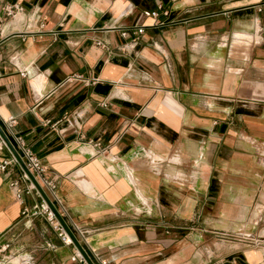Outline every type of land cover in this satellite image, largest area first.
<instances>
[{
  "label": "crops",
  "instance_id": "obj_1",
  "mask_svg": "<svg viewBox=\"0 0 264 264\" xmlns=\"http://www.w3.org/2000/svg\"><path fill=\"white\" fill-rule=\"evenodd\" d=\"M0 127V264H264V0H0Z\"/></svg>",
  "mask_w": 264,
  "mask_h": 264
},
{
  "label": "built area",
  "instance_id": "obj_2",
  "mask_svg": "<svg viewBox=\"0 0 264 264\" xmlns=\"http://www.w3.org/2000/svg\"><path fill=\"white\" fill-rule=\"evenodd\" d=\"M22 6L18 5L17 3L9 4L5 6V11L7 14L12 15L17 9H21ZM145 14H158L157 11H150L146 10ZM143 30L142 25H139L136 29L137 32H141ZM7 128L11 130L13 124L15 123V117L9 116L5 120ZM17 145L19 146L21 153L19 155L23 159L27 168L31 171L39 185L42 187L44 192L46 193L47 197L50 199V196L45 188H48L49 191L53 192L56 187V182L53 177H49L46 174L47 168L44 163L41 161L40 157L32 150L28 144L24 141L22 136H15ZM7 148L10 152L9 156L3 157L0 160V170L4 171L7 169L8 165L11 164H18L21 168V175L20 178H13L10 181L11 186L14 189L15 197L22 198L24 194L36 193L39 196V201L33 204L32 206L25 205L23 206L22 213L30 214V215H43L48 222L51 224L52 228L57 232L58 236L63 242L71 243L73 242L72 237L70 236L66 227L62 224V222L58 219L55 211L52 209L49 202L43 197L33 180L31 179L30 175L27 171L22 167L17 157L13 154V152L8 147L7 143L5 142L4 138L0 134V149ZM52 203V202H51ZM79 231L83 234L84 231L79 229ZM9 243H3L0 245L1 248H5L8 246ZM74 257L78 258L82 264H91L83 254L78 251L74 255ZM105 264V261H102Z\"/></svg>",
  "mask_w": 264,
  "mask_h": 264
},
{
  "label": "water",
  "instance_id": "obj_3",
  "mask_svg": "<svg viewBox=\"0 0 264 264\" xmlns=\"http://www.w3.org/2000/svg\"><path fill=\"white\" fill-rule=\"evenodd\" d=\"M0 134L2 135V137L4 138L5 142L7 143L8 147L10 148V150L13 152V154L17 157V159L19 160L20 164L22 165V167L27 171V173L30 175L31 179L33 180V182L35 183V185L37 186V188L39 189V191L41 192V194L43 195V197L49 202V204L51 205L52 209L55 211L58 219L62 222V224L66 227V229L68 230L70 236L72 237V240L79 245L78 241L75 239L74 235L71 233V231L69 230L67 224L65 223V221L63 220V218L61 217L60 213L57 211V209L53 206V204L51 203V201L49 200V198L47 197L46 193L44 192V190L42 189V187L39 185V183L37 182V180L35 179V177L33 176V174L31 173V171L27 168V166L25 165L23 159L21 158V156L19 155V153L17 152L16 148L14 147V145L11 143V141L9 140L8 136L6 135V133L4 132V130L0 127ZM80 249L82 250L81 246L79 245ZM83 251V250H82Z\"/></svg>",
  "mask_w": 264,
  "mask_h": 264
},
{
  "label": "rangeland",
  "instance_id": "obj_4",
  "mask_svg": "<svg viewBox=\"0 0 264 264\" xmlns=\"http://www.w3.org/2000/svg\"><path fill=\"white\" fill-rule=\"evenodd\" d=\"M38 215H40V214H38ZM33 216H35V215H33ZM32 215H30V214H25V220H29L31 217H33ZM47 222H48V220H47ZM49 223V222H48ZM49 225L51 226V224L49 223ZM52 227V226H51Z\"/></svg>",
  "mask_w": 264,
  "mask_h": 264
}]
</instances>
